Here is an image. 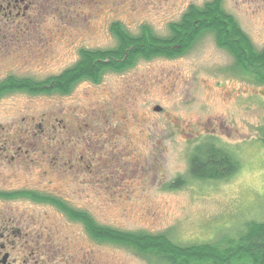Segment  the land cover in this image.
Returning <instances> with one entry per match:
<instances>
[{
	"label": "rangeland",
	"instance_id": "374dc122",
	"mask_svg": "<svg viewBox=\"0 0 264 264\" xmlns=\"http://www.w3.org/2000/svg\"><path fill=\"white\" fill-rule=\"evenodd\" d=\"M206 1L31 0L26 9L29 0L20 1L0 10V80L9 73L43 79L72 66L81 48L115 46L113 21L134 34L148 25L165 36L190 4ZM222 5L261 48L264 0ZM261 129L264 84L238 73L232 56L206 33L181 56L139 58L98 82L79 81L67 94L2 95L0 188L49 193L101 225L165 233L182 245L212 242L264 219ZM206 140L237 162L224 179L189 172L190 151ZM177 178L181 185L169 187ZM0 214L9 249L20 257L148 264L128 248L95 241L52 204L0 199Z\"/></svg>",
	"mask_w": 264,
	"mask_h": 264
},
{
	"label": "trees",
	"instance_id": "16d2710c",
	"mask_svg": "<svg viewBox=\"0 0 264 264\" xmlns=\"http://www.w3.org/2000/svg\"><path fill=\"white\" fill-rule=\"evenodd\" d=\"M109 29L117 40L115 46L82 48L79 59L72 66L43 79L8 76L0 81V97L13 92L67 94L77 82L84 79L98 82L104 72H121L133 66L139 58L181 56L206 33H212L216 45L232 56L238 73L264 84V45L259 49L254 45L235 17L224 9L222 0L190 4L178 20L168 24L165 36L154 34L148 25H142L140 32L134 34L119 21L112 22ZM261 130L264 142V129ZM206 141L196 144L190 151V174L206 180L226 178L237 169L236 160L227 149ZM180 181L177 178L169 187H179ZM42 199L50 200L68 218L82 223L95 241L128 248L144 256L148 264H264V219L246 221L237 235L182 245L165 233L101 225L86 211L73 208L55 196Z\"/></svg>",
	"mask_w": 264,
	"mask_h": 264
},
{
	"label": "flooded vegetation",
	"instance_id": "af4514ba",
	"mask_svg": "<svg viewBox=\"0 0 264 264\" xmlns=\"http://www.w3.org/2000/svg\"><path fill=\"white\" fill-rule=\"evenodd\" d=\"M20 1H23V0H0V10L1 9L5 10V9L9 8L10 6L15 7L16 4ZM23 3H26V2H23ZM28 6H31V0H29V5H25L23 8L26 9ZM109 28H110V26H109ZM8 76L31 77L29 75L18 76L16 74L9 73V74L5 75L2 79L6 78ZM27 94L35 95V94H30V93H27ZM48 153H49L48 158H50L51 157L50 152H48ZM15 154H17V152H14V154L10 155L9 159L14 160ZM17 156H19V155H17ZM50 169H51V166H48V170H45L43 172L44 173L49 172ZM41 197L42 198H50V197L52 198V196L49 195V193H42V192H39L36 190H31L28 188H18V189H13V190H6V189L0 188V199L28 198V199L35 201V202L52 204L51 202H49L50 200L49 201H45V199L41 200ZM1 215L2 214H0V216ZM14 232L18 233V230L15 229ZM8 237H9L8 228L5 226V223H0V264H20V262L24 263V264H42L37 258H34V257H31V259L25 258V256H23V255L20 257L18 254H14L12 251H10Z\"/></svg>",
	"mask_w": 264,
	"mask_h": 264
},
{
	"label": "water",
	"instance_id": "95a60500",
	"mask_svg": "<svg viewBox=\"0 0 264 264\" xmlns=\"http://www.w3.org/2000/svg\"><path fill=\"white\" fill-rule=\"evenodd\" d=\"M154 110L159 111L160 110V107L159 106H154Z\"/></svg>",
	"mask_w": 264,
	"mask_h": 264
}]
</instances>
